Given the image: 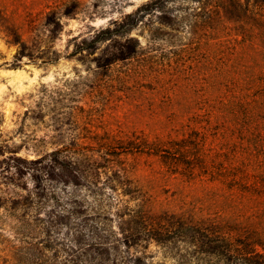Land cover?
I'll use <instances>...</instances> for the list:
<instances>
[{"label": "trees", "instance_id": "trees-1", "mask_svg": "<svg viewBox=\"0 0 264 264\" xmlns=\"http://www.w3.org/2000/svg\"><path fill=\"white\" fill-rule=\"evenodd\" d=\"M178 2L197 3L193 10L200 9L197 16L201 22L192 26L187 44L162 60L171 64L187 48H203L207 64L197 72L204 78L191 81L193 95L186 96L190 100L183 104L186 84L180 88L157 75L146 78L150 66L145 64L141 65L140 78L131 85L155 91L161 103L173 106V99H179L176 105L186 109L172 111L170 130L132 141L129 138L118 146H104L107 153L115 156L110 166L85 153L95 150V146L82 145L62 146L33 161L32 164L41 165L29 169L37 184L23 201L7 209L15 219L11 226L13 241L5 248L8 254H0V264H151L142 253L138 254L139 246L146 240L164 247L177 241L195 246L192 256L179 255V264L193 260L198 264H264V21L251 16L247 9H264V0H148L90 40L84 39L76 52L91 55L100 44L114 42L113 54L98 64L97 70L105 69L99 71L105 77L121 74L118 82L125 86V77H131L134 64L144 62L145 57H155L154 50L140 52L139 39L130 33L144 24L146 17L154 15H159L162 25H172L171 18H178L172 15ZM71 4L79 3H40L44 5L42 12L45 9L40 21L58 12L70 15ZM13 17H8V21L17 20ZM17 27L12 24L10 28L16 37L14 43L19 46L17 59L35 53L43 56L40 33L34 35L33 46H28ZM148 32L153 37L157 31L149 27ZM180 65L179 62L182 71ZM149 156L158 158L161 168L183 182L204 183L210 189L205 191L217 196L216 205L209 210L212 218L199 221L192 217L184 224L180 212L171 226L154 223L152 210L144 208V191L134 178L138 170L136 159ZM103 175L105 180L100 184ZM49 177L57 178V182L44 186ZM89 198L92 200L86 202ZM138 200L142 203L129 206ZM112 201L125 203L124 210L112 212ZM41 210L45 211V218L32 228L35 222L29 224L30 219L26 218ZM113 216L119 221L117 231Z\"/></svg>", "mask_w": 264, "mask_h": 264}, {"label": "rangeland", "instance_id": "rangeland-1", "mask_svg": "<svg viewBox=\"0 0 264 264\" xmlns=\"http://www.w3.org/2000/svg\"><path fill=\"white\" fill-rule=\"evenodd\" d=\"M54 1L0 0L1 255L8 254L5 248L10 245L9 241H13L11 226L15 224V219L7 209L19 200L23 201V197L36 187L37 183L32 179L29 169L41 165L32 164L33 161L42 159L47 153L62 146L77 148L82 145L95 146V150H85V153L93 155L100 164L110 166L115 156L107 153L104 146H118L127 143L129 138L132 141L146 134L155 136L159 131L170 130L172 111L186 109L176 105L179 99H173V106L168 102L161 103V97L155 95V91L132 86L131 83L141 76V65L150 66L146 78L157 75L171 84L177 83L180 88L186 84L180 100L182 103L190 100L186 96L191 98L193 95L191 81L204 78L197 70L204 69L203 66L207 64L203 48H187L182 57L175 62L171 60V64L162 60L165 55H171L187 44L192 26L197 21L201 22L197 16L200 9L193 10L198 7L197 3L178 2L172 14L178 15V18H171L172 25H162L159 15H154L146 17L144 24L130 33L131 37L139 39L140 52L144 54L154 50L155 57L149 59L143 56L145 61L132 66L134 71H131L130 78L125 77L127 80L124 83L127 85L122 86L118 82L121 74L112 73L105 77L99 72L105 69L97 70L98 64H103L104 59L113 54L114 42L100 44L91 55L76 51L84 39L90 40L101 29L120 21L148 0H74L79 4H71L70 15L58 12L56 16L45 17L40 21L41 8L44 6H40V3ZM247 9L251 16L254 14L264 21V17H260L264 9L251 6ZM25 15L28 20L20 19H24ZM7 16H15L13 18L17 20L8 21ZM34 21L39 25L35 26ZM145 23L157 31L153 37ZM12 24L18 26L28 46H33L36 39L34 35L40 33L38 41L42 42L44 55L35 53L32 57L18 60L19 46L14 43L16 37L10 29ZM179 62L182 71H179ZM194 71L197 73L194 74ZM220 78L217 76V79ZM142 91L143 95H140ZM136 162L138 170L134 178L144 191L141 195L145 202L144 208L152 210L154 223L171 226L177 222L180 212L184 224L192 221V217L199 221H206V217L212 218L208 216L213 214L209 210L216 205L214 200L217 196L213 197L206 192L210 189L204 183L197 180L183 182L179 176L171 175L165 168H161L156 157H139ZM47 180L44 186L57 182V178L49 177ZM104 180L103 175L100 184ZM58 187L61 190L62 183ZM106 191L109 193L110 190L106 188ZM85 200L89 202L92 198ZM137 203L142 202L138 200L129 206L134 207ZM125 205L112 201V212L120 213ZM38 213L26 218L30 219L29 224L35 222L32 228L36 227L40 219L45 218L44 210ZM118 223L117 217L113 216L112 224L116 231ZM195 249V246L184 241L172 242L170 247H164L153 240H146L139 246L138 254L142 253L151 264H179L180 254L192 256ZM189 264L198 263L193 260Z\"/></svg>", "mask_w": 264, "mask_h": 264}]
</instances>
